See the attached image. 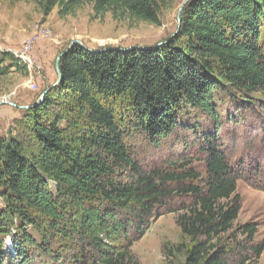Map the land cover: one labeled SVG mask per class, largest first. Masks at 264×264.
Returning <instances> with one entry per match:
<instances>
[{"label":"trees","instance_id":"obj_1","mask_svg":"<svg viewBox=\"0 0 264 264\" xmlns=\"http://www.w3.org/2000/svg\"><path fill=\"white\" fill-rule=\"evenodd\" d=\"M32 1L44 16L90 3L94 19L155 26L166 4ZM99 51L73 45L54 87L64 108L45 96L27 136L0 137V264H132L133 244L172 213L184 264H256V227L233 228L237 182L264 191V0H189L162 46ZM134 137L177 154L142 164Z\"/></svg>","mask_w":264,"mask_h":264},{"label":"rangeland","instance_id":"obj_2","mask_svg":"<svg viewBox=\"0 0 264 264\" xmlns=\"http://www.w3.org/2000/svg\"><path fill=\"white\" fill-rule=\"evenodd\" d=\"M186 1L166 0L160 24L155 26L132 18L115 21L110 14L94 19L90 3H84L73 15L61 19L57 8L44 16L32 0H0V59H13L10 64H3L11 68L7 75L0 77V137L27 136L29 109L41 105L45 96L55 103L51 113H60L64 108L67 97L54 90L55 61L72 41H79L91 51L154 47L175 34L177 15ZM19 64L26 70L17 69ZM59 125L65 127V121L61 120ZM128 141L145 165H157L177 154L169 147L152 149L140 138ZM191 167L204 176L202 164L195 162ZM236 194L240 197L241 209L233 229L254 225L257 232L253 243L258 244L264 240V191L253 190L238 181ZM177 215L164 214L151 224L143 238L131 247L132 264H184L189 241L176 224ZM236 237L245 245L243 236ZM256 264H264V251Z\"/></svg>","mask_w":264,"mask_h":264},{"label":"water","instance_id":"obj_3","mask_svg":"<svg viewBox=\"0 0 264 264\" xmlns=\"http://www.w3.org/2000/svg\"><path fill=\"white\" fill-rule=\"evenodd\" d=\"M188 1H189V0H187V1L181 6V8L179 9V12H178V15H177V24H178V25H179V23H180V14H181V11H182V9L184 8V6L187 4ZM175 33H176V32H175ZM171 37H172V36H171ZM171 37H169V39H170ZM163 44H164V42H163V43H159V44L155 45V46L152 47V48H158V47L162 46ZM73 45H78V46L82 47L83 49L87 50L88 52H101V51H91V50L85 48V47H84L79 41H72V42L69 44V46H68L63 52H61V53L58 55V57H57V59H56V61H55V71H56V73H57V81H56V84H55L54 86L59 85L60 82H61V74H60V70H59V61H60L61 57H62L64 54H66V53L72 48ZM132 49H133V48L128 49V50H123V51H130V50H132ZM136 49H139V50H149V49H151V48H136ZM108 50H114V49H111V48H110V49H108ZM120 51H121V50H120ZM43 96H44V94H43ZM1 104H4V103H1ZM9 105L14 106L13 104H9ZM29 108H30V107H29ZM29 108H25V109H29Z\"/></svg>","mask_w":264,"mask_h":264},{"label":"built area","instance_id":"obj_4","mask_svg":"<svg viewBox=\"0 0 264 264\" xmlns=\"http://www.w3.org/2000/svg\"><path fill=\"white\" fill-rule=\"evenodd\" d=\"M30 47L28 46V48H25L26 50H28ZM24 54V53H23Z\"/></svg>","mask_w":264,"mask_h":264},{"label":"bare ground","instance_id":"obj_5","mask_svg":"<svg viewBox=\"0 0 264 264\" xmlns=\"http://www.w3.org/2000/svg\"><path fill=\"white\" fill-rule=\"evenodd\" d=\"M23 57V56H22Z\"/></svg>","mask_w":264,"mask_h":264}]
</instances>
